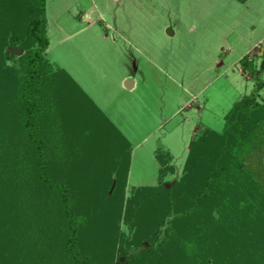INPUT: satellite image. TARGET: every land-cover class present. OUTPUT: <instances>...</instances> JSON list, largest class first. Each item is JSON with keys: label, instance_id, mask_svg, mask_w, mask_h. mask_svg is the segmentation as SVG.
Segmentation results:
<instances>
[{"label": "rangeland", "instance_id": "obj_1", "mask_svg": "<svg viewBox=\"0 0 264 264\" xmlns=\"http://www.w3.org/2000/svg\"><path fill=\"white\" fill-rule=\"evenodd\" d=\"M10 2L0 0V137L9 130L14 133L15 112L16 116L24 113L17 87L21 84L11 90L4 82L7 78H24V57L28 50L3 44V37L14 27L22 31L19 27L24 26L29 15L22 1ZM46 2L50 46L42 64L43 70L49 63L54 69L51 78L56 112L51 122L57 123V129L64 128L69 148L66 150L64 146L63 153H59L50 146L52 173L74 187V194L70 193L72 204L86 216L80 238L83 254L96 253L97 264H103L99 260L114 259L117 251L110 250L105 242L97 244L93 234L96 228L88 230L90 218L96 220L94 223L100 229L98 220L100 216L103 218V210L113 205L120 207L117 205L120 201L108 200L109 205H104L91 198L109 189L112 193L115 188V184L110 188L112 179L117 173L123 176L127 169L124 200L133 198L138 189L157 186L162 167L158 152L172 156L170 163L175 171L165 178L170 189L185 173L190 141L206 129L223 132L226 114L255 87L242 59L254 56L258 65L263 62L264 0ZM25 31L23 40L28 37ZM62 70L87 94L69 84ZM125 76L137 81L135 89L126 88ZM11 97L19 98L16 105L8 101ZM107 118L119 128H114ZM1 147L2 144L0 161L6 160V155L16 154ZM26 157L21 152L18 166L25 164ZM27 161L31 171L35 170L33 156ZM8 170L11 174L15 171L11 166ZM13 189L16 191V187ZM30 190L29 205L24 211H28L34 226L36 218H32L29 206L36 204L39 197L43 201L35 207L37 229L27 255L31 250L43 252V247L50 264H73L63 254L65 236L59 231V227L63 229L62 204L51 191L39 189L41 196L40 191ZM7 192L9 199L12 193ZM135 220L124 207L120 231L131 240L134 252L140 239L134 234ZM99 229L103 235L107 231ZM165 233L161 232V238ZM145 244L150 245V240ZM120 260L129 263L125 256Z\"/></svg>", "mask_w": 264, "mask_h": 264}, {"label": "trees", "instance_id": "obj_2", "mask_svg": "<svg viewBox=\"0 0 264 264\" xmlns=\"http://www.w3.org/2000/svg\"><path fill=\"white\" fill-rule=\"evenodd\" d=\"M18 1L23 2L29 17L24 26L19 27L22 31L17 27L7 31L3 44L8 43L15 49L23 46L28 50L24 57L25 75L20 79L7 78L9 81L4 83L11 90L21 84L17 87L21 91L19 98L23 100L24 113L16 116L15 112L13 126L16 130L14 133L9 130L0 137L2 150L16 151L10 156L4 154L6 160L0 161V264H26L29 257L27 264H50L47 249L43 247V252L31 250L27 255L37 229L35 207L43 201V197H39L36 204L29 206L32 218H36L34 226L28 211H24L29 205L30 189L51 191L62 204L63 229L59 227V231L65 236L63 254L73 264H97L99 256L96 253L82 252L80 238L85 214L72 204L70 193L74 194V187L52 173L50 146L59 153H63L64 146L66 150L69 148L64 128L57 129V123L51 122L56 112L53 103L56 92L52 90L51 78L54 69L49 63L50 66L43 70L42 64L50 46L46 32L47 2ZM24 30L28 34L26 40H23ZM261 58V65L254 56L242 59L244 70L252 74L255 87L226 114L222 133L206 129L190 141L185 173L170 189L165 178L170 171H175L170 163L172 156L158 152L162 167L157 186L138 189L133 198L124 200L129 177L127 169L123 176L117 173L112 179L110 188L115 184L112 193L109 189L91 198L104 205H109L108 200L120 201L117 202L120 207H108L103 210V218L100 216L98 220L100 229H107L104 235L99 233L96 220L90 218L88 230L96 228L93 234L97 244L105 242L110 250L117 251L116 258H102L100 263L124 264L120 259L125 256L128 264H264V52ZM62 71L70 80L69 84L77 86L70 75ZM13 97L8 101L16 105L19 98L12 100ZM124 142L129 143L127 139ZM21 152L27 157L25 164L18 166ZM30 155L35 161L32 171L27 161ZM9 166L15 169L14 173L9 171L11 168L8 170ZM6 190L12 193L9 199ZM124 207L128 215L137 219L135 224L133 222L137 225L134 234L140 237L137 247L141 250L136 248L135 252L131 251V240L120 231ZM163 231L166 233L161 238ZM149 240L151 244L146 245Z\"/></svg>", "mask_w": 264, "mask_h": 264}, {"label": "crops", "instance_id": "obj_3", "mask_svg": "<svg viewBox=\"0 0 264 264\" xmlns=\"http://www.w3.org/2000/svg\"><path fill=\"white\" fill-rule=\"evenodd\" d=\"M71 77V76H70ZM72 78V77H71ZM73 79V78H72ZM74 80V82L77 84V86L78 87H80L81 89H82V87L80 86V84L78 83V82H76V80L75 79H73ZM123 80H125V85H127V84H129L128 82L129 81H132V84L130 85V87L131 88H129V90H133V89H135V87H136V80L135 79H132V78H130V77H127V76H125V77H123ZM123 80H122V82H123ZM83 90V89H82ZM84 91V90H83ZM84 93H86L85 91H84ZM87 94V93H86ZM107 119H109V121L114 125V127L115 128H119V126H117L115 123H114V121L112 120V119H110V118H107Z\"/></svg>", "mask_w": 264, "mask_h": 264}, {"label": "water", "instance_id": "obj_4", "mask_svg": "<svg viewBox=\"0 0 264 264\" xmlns=\"http://www.w3.org/2000/svg\"><path fill=\"white\" fill-rule=\"evenodd\" d=\"M128 83H129V84H127V85H125V86H126V88L129 89V88H131L130 85L132 84V81H129Z\"/></svg>", "mask_w": 264, "mask_h": 264}]
</instances>
